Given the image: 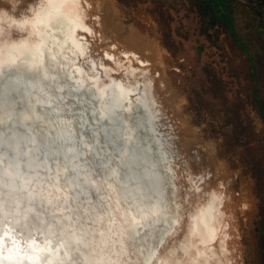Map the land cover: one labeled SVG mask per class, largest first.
<instances>
[{
	"label": "bare ground",
	"instance_id": "6f19581e",
	"mask_svg": "<svg viewBox=\"0 0 264 264\" xmlns=\"http://www.w3.org/2000/svg\"><path fill=\"white\" fill-rule=\"evenodd\" d=\"M84 17L81 0L0 10V264H223L216 190L169 249L182 212L152 84L87 69Z\"/></svg>",
	"mask_w": 264,
	"mask_h": 264
},
{
	"label": "rangeland",
	"instance_id": "374dc122",
	"mask_svg": "<svg viewBox=\"0 0 264 264\" xmlns=\"http://www.w3.org/2000/svg\"><path fill=\"white\" fill-rule=\"evenodd\" d=\"M37 2L0 0V10L20 17ZM81 6L90 27L78 30L87 43L83 65L97 62L104 79L108 69L152 84L159 128L172 141L182 212L169 249L184 238L189 214L216 190L224 200L226 249L221 237L215 242L223 264H264V0ZM196 184L201 191L191 189Z\"/></svg>",
	"mask_w": 264,
	"mask_h": 264
}]
</instances>
